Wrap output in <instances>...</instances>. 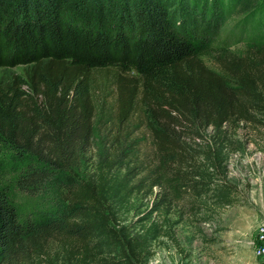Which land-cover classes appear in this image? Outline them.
<instances>
[{
	"label": "trees",
	"instance_id": "16d2710c",
	"mask_svg": "<svg viewBox=\"0 0 264 264\" xmlns=\"http://www.w3.org/2000/svg\"><path fill=\"white\" fill-rule=\"evenodd\" d=\"M233 17L263 31L264 0H0V68L26 69L0 86V264H35L52 244L84 264H106L104 252L129 264L122 251L160 233L120 237L116 217L136 197H153L151 214L189 196L234 204L224 155L233 130L264 126V43L218 47ZM97 72L117 77L119 107L92 159ZM209 129L207 165L189 143Z\"/></svg>",
	"mask_w": 264,
	"mask_h": 264
},
{
	"label": "rangeland",
	"instance_id": "374dc122",
	"mask_svg": "<svg viewBox=\"0 0 264 264\" xmlns=\"http://www.w3.org/2000/svg\"><path fill=\"white\" fill-rule=\"evenodd\" d=\"M249 24V23H248ZM242 17H233L224 27L218 47L238 53L243 52L251 42L264 43V30L248 26ZM206 61L211 64L210 60ZM24 67L0 68V86L16 75L25 74ZM114 74L97 72L90 80L97 105L96 134L92 159L103 155L108 146L107 134L117 125L119 86ZM143 137L142 154L152 156L154 146L151 136L143 126L138 133ZM211 130L203 133V139L190 141L192 154L200 162L209 164L208 147L212 146ZM232 143L225 150L224 164L226 181L236 188L234 204L223 209L215 207L212 197L195 200L189 196L180 203L150 213L154 207L153 197L144 195L135 198L134 207L120 211L116 217L115 229L123 238L149 235L147 228L153 223L160 233L149 240L146 246L131 256L127 249L126 262L129 264H264V255L257 253V235L264 226V126L245 125L232 131ZM1 157V156H0ZM91 172L86 165L81 176ZM218 181V178H215ZM216 181V182H217ZM14 198L24 214L32 213L34 200L16 192ZM196 204L199 209H192ZM148 217V222L142 218ZM124 228V229H123ZM148 239V238H147ZM118 254L104 252L98 260L106 264H118ZM35 264H84L80 254L69 258L62 248L52 244L47 259ZM89 264H105L95 261Z\"/></svg>",
	"mask_w": 264,
	"mask_h": 264
},
{
	"label": "built area",
	"instance_id": "2783aa9c",
	"mask_svg": "<svg viewBox=\"0 0 264 264\" xmlns=\"http://www.w3.org/2000/svg\"><path fill=\"white\" fill-rule=\"evenodd\" d=\"M257 253L264 255V226L260 227L257 235Z\"/></svg>",
	"mask_w": 264,
	"mask_h": 264
}]
</instances>
